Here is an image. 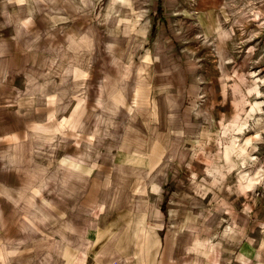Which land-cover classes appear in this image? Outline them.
Segmentation results:
<instances>
[{
    "label": "rangeland",
    "instance_id": "rangeland-1",
    "mask_svg": "<svg viewBox=\"0 0 264 264\" xmlns=\"http://www.w3.org/2000/svg\"><path fill=\"white\" fill-rule=\"evenodd\" d=\"M221 28L233 35L217 47ZM262 165L264 0H0L6 264H63L51 252L67 248L86 264H149L148 234L155 264L166 236L172 264H254L264 177L245 188L241 174ZM58 188L76 222L56 245L29 218Z\"/></svg>",
    "mask_w": 264,
    "mask_h": 264
},
{
    "label": "crops",
    "instance_id": "crops-1",
    "mask_svg": "<svg viewBox=\"0 0 264 264\" xmlns=\"http://www.w3.org/2000/svg\"><path fill=\"white\" fill-rule=\"evenodd\" d=\"M95 162L98 163L97 160H94ZM96 169V171H95ZM101 166L99 165V163L94 167L92 173H90V177L95 174V172L97 173V175H99L101 172ZM56 190V189H55ZM32 207H34V211H36V214H34L31 218H29L30 222L34 223L35 226L37 227V232L40 233V229L42 230L41 234H45L46 236H49L50 239H53V242L56 244V242H60L65 238H69L68 240H70V238H74V235H70V232H72L71 230V225L74 226L75 222H76V218L75 220H71L70 217H65V216H69L72 214L71 209L73 208L72 211L76 210V205H74V199L72 197V192L68 189V190H64L61 188V190L58 188L57 191L55 192H50L49 195L46 197L45 195H43V198L41 199H37V201L33 202ZM101 208L103 210H105V204L103 203ZM46 217V218H45ZM1 218V216H0ZM50 218V221L48 223H46V225L50 226L52 225L51 229L49 227H47V229L45 228V226H42L40 224V222L44 223L45 220H48ZM71 222V223H70ZM100 223H98L97 219H93L92 220V224L91 227L87 230L85 236H86V242L90 243V242H95L96 240L95 237L92 238L91 233L90 232H95L97 234V226L98 224L101 225L102 220L99 221ZM250 223V221H249ZM248 223V224H249ZM45 225V224H44ZM66 225V226H65ZM64 226V230L66 232L63 234H59L60 232V227ZM248 226V225H247ZM39 229V230H38ZM119 229L113 231V234L111 235L110 239L103 243L101 245V247L98 249V251L105 245L107 244L113 237V235L118 231ZM104 231H107V229H104ZM103 232V231H102ZM101 230L99 231V233H101ZM123 233V231H122ZM122 233L120 235V237L122 238ZM94 234V233H92ZM70 235V236H69ZM73 236V237H72ZM117 241V246L116 248L118 249V253L119 248H118V243L120 242V238ZM138 237H142V234H137L135 235V239H134V248L135 250L132 252H128L126 254L123 255H127L130 253H133L136 251V241L138 240ZM167 237L161 240L162 243V248H161V256L160 259L161 261L158 260L157 264H172L173 262H171L170 256L168 255L169 252V245H168V240ZM2 238V237H0ZM10 241L14 240H18V239H22L21 235H18V237L12 238L9 237ZM8 240V239H6ZM101 242H102V236H101ZM147 244H146V252L144 253V257H147L149 260V264H155L156 260L155 256L153 257V254L156 253V248L159 245L158 241L155 240L154 238H152L151 234H148V240H146ZM57 245V244H56ZM91 246H93L91 244ZM161 247V244H160ZM160 250V249H159ZM251 250V253L249 254L250 261L254 264H262L264 262V246L260 245V247H255L254 251ZM89 251V250H88ZM91 252V251H90ZM3 251L0 250V254H2ZM120 254V253H119ZM51 257H55L56 258V263L59 262L60 258H67L66 262L63 261V264H86L87 259H85L87 256L85 255V253H77L75 249L72 248H67V249H55L51 252ZM77 258H79L78 260H76ZM7 259V261H6ZM108 259V258H107ZM222 259V257H221ZM9 260V261H8ZM6 261V262H4ZM54 261V260H53ZM191 263H184V264H199L198 262H192V260H190ZM13 262V257H12V253H7V255H0V264H6V263H11ZM187 262V260H186ZM225 262V261H224ZM224 262H222V260H220V257H217V263L216 264H225ZM179 264H183V262H180ZM214 264V263H213ZM242 264H248L246 262H242Z\"/></svg>",
    "mask_w": 264,
    "mask_h": 264
},
{
    "label": "bare ground",
    "instance_id": "bare-ground-1",
    "mask_svg": "<svg viewBox=\"0 0 264 264\" xmlns=\"http://www.w3.org/2000/svg\"><path fill=\"white\" fill-rule=\"evenodd\" d=\"M19 2V1H18ZM120 2L121 3H126V4H132V0H120ZM124 6V5H123ZM122 6V7H123ZM122 7H120L119 9H118V12H120L121 11V9H122ZM255 15V14H254ZM259 15V14H258ZM257 15V16H258ZM256 17V16H255ZM125 18V17H124ZM128 19V18H127ZM129 19H131V18H129ZM199 22V21H198ZM121 24V23H120ZM125 33H126V37L128 36L127 35V26L125 25ZM233 31H232V29H229V28H221L219 31H218V34H217V43H216V45H217V47H218V44H219V42H225V41H227V39L228 38H230L232 35H233V33H232ZM216 37V36H215ZM215 42V41H214ZM213 42V43H214ZM215 44V43H214ZM144 61H146V62H149L150 60H149V58L148 57H145V59H143ZM257 91V90H256ZM150 103H151V109H152V114L154 115L155 113H156V107H155V105L154 104H152V102L150 101ZM138 105V104H137ZM257 105V104H256ZM260 105V104H259ZM254 106V105H253ZM149 109V108H148ZM255 109V108H254ZM262 109V108H261ZM252 112V111H251ZM151 119V118H150ZM243 119V118H242ZM239 120V119H238ZM237 120V121H238ZM240 122H241V120H240ZM244 122V121H243ZM246 122V121H245ZM239 128V127H238ZM236 129V128H235ZM242 153L244 152V149H243V147H242ZM243 159H244V161H242L243 163H248L249 161H247L246 159V154H244L243 156ZM226 158H230V149L228 148L227 150H226ZM251 164V163H250ZM262 168H263V165L262 166H260V167H257L256 169H255V173H254V175L253 176H250L249 175V173H248V170L250 169V167L249 168H245V169H243V172H242V174H241V177H242V179L244 180V186H245V188H248V187H251V188H253L254 186H255V184H257V183H259V182H261L262 181V179H263V177H264V172H263V170H262Z\"/></svg>",
    "mask_w": 264,
    "mask_h": 264
}]
</instances>
